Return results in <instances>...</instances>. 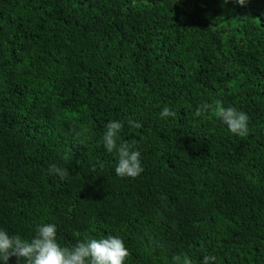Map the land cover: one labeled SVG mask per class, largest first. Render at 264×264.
Segmentation results:
<instances>
[{
    "label": "trees",
    "instance_id": "16d2710c",
    "mask_svg": "<svg viewBox=\"0 0 264 264\" xmlns=\"http://www.w3.org/2000/svg\"><path fill=\"white\" fill-rule=\"evenodd\" d=\"M217 101L247 135L195 116ZM111 120L135 178L98 144ZM44 222L119 236L125 264H264V0H0V227Z\"/></svg>",
    "mask_w": 264,
    "mask_h": 264
},
{
    "label": "clouds",
    "instance_id": "9594fccd",
    "mask_svg": "<svg viewBox=\"0 0 264 264\" xmlns=\"http://www.w3.org/2000/svg\"><path fill=\"white\" fill-rule=\"evenodd\" d=\"M235 3L246 6L248 0H222L224 5ZM214 110V115L227 129L236 136L248 134V115L231 106H224L217 101L215 104H201L196 112V117H201ZM175 112L169 107H164L160 112L161 119L174 117ZM134 128H140L139 122L129 121ZM122 124L118 120L106 123L105 130L98 144L103 149L117 158L114 173L121 178H135L143 172L141 152L138 148L127 142L119 141ZM48 173L64 180L68 171L51 164ZM129 251L122 238L116 235H107L99 238L83 239L73 246H62L57 240V226L54 223H40L35 227L34 235L22 238L21 235L10 233L0 227V264H9L11 257H16V264L23 260L25 264H125ZM215 256H204L203 264H214ZM173 264H192L187 256H176Z\"/></svg>",
    "mask_w": 264,
    "mask_h": 264
}]
</instances>
